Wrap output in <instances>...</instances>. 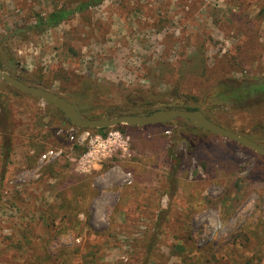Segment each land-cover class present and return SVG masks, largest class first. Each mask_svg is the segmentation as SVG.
<instances>
[{
  "label": "rangeland",
  "instance_id": "rangeland-1",
  "mask_svg": "<svg viewBox=\"0 0 264 264\" xmlns=\"http://www.w3.org/2000/svg\"><path fill=\"white\" fill-rule=\"evenodd\" d=\"M80 1L0 0V70L100 117L145 105L147 90L181 74L180 96L199 101L218 77L264 75V0H100L27 28L34 12ZM8 85L0 79V264H264V155L182 118L76 126ZM212 103L206 114L264 146V99ZM85 131L120 137L102 148ZM39 145L57 155L41 161Z\"/></svg>",
  "mask_w": 264,
  "mask_h": 264
},
{
  "label": "trees",
  "instance_id": "trees-1",
  "mask_svg": "<svg viewBox=\"0 0 264 264\" xmlns=\"http://www.w3.org/2000/svg\"><path fill=\"white\" fill-rule=\"evenodd\" d=\"M98 1L100 0L80 1L73 8L58 7V8H55L49 11L48 13L44 15L40 14L39 12H34L35 23H33L32 25H29L27 28L29 29L35 28L37 30H43L49 27H54L58 25L61 21L70 17L74 12L83 11L87 9V6L92 5L93 3H96ZM17 31H21V28L20 27L13 28L10 35L15 34V32L17 33ZM5 57H6L5 52L3 50H0V69H4L3 67L5 66L6 60H8ZM180 76L182 77V74ZM180 76H179V79L174 80L173 84L169 88H166L164 90H157V91H154L153 89L147 90V91H150L151 93L149 94L151 96V100L149 102H146L145 105L134 104L132 105V107H135L133 110L125 109V108L118 109V110H121L120 114H133V113H139V112L145 113V112H149L154 109H157V108H168V107H180L184 109L200 108L210 120H212L213 122L219 125L224 126L220 121L216 120L212 115L205 113V110H204L205 108H207L208 110H212L214 108L213 103H212L213 100L217 103L230 100L232 103L237 104L236 108L244 109L245 107H248L247 103L250 100L254 99L256 102H260L262 99H264V75L256 76V77H245V78H239V79L235 77H228V76L218 77L215 83L211 85V88L203 92V94L201 95L203 100L201 101H199L197 97H191L192 98L191 99L187 93H185L186 96H183V95L180 96V91H179ZM16 77L22 79L19 76H16ZM22 80L25 81L24 79ZM39 83L42 87L47 88V89L49 88V84H45V83L43 84L42 82H39ZM86 97L91 98L92 95L88 96V93H84V96L80 98L83 99ZM177 103H179L180 105H177ZM82 116L87 117V118L100 117L98 115H82ZM65 120L67 123L72 124L70 123L68 119H65ZM182 121H184V124L189 126L191 130L198 129L201 131H205L199 127L189 124L185 120H182ZM166 122L168 121H164V122H160L156 124H164ZM128 127H130V125L128 126L124 124H117L114 126V128H118L122 131H125L126 128ZM87 128L96 129L98 131H104L106 129L105 127H100V128L87 127ZM229 129L233 130L232 128H229ZM234 131L243 133L240 130H234ZM249 137L257 141L253 136H249ZM5 141L6 143H5L4 148L7 149L8 139ZM39 146L40 148L36 149L35 157L45 150L43 145H39ZM74 147L76 149H79L80 151L83 149V147H79L77 145H74Z\"/></svg>",
  "mask_w": 264,
  "mask_h": 264
},
{
  "label": "water",
  "instance_id": "water-1",
  "mask_svg": "<svg viewBox=\"0 0 264 264\" xmlns=\"http://www.w3.org/2000/svg\"><path fill=\"white\" fill-rule=\"evenodd\" d=\"M0 79L21 92L28 93L45 101L46 103L53 105L65 115L70 123L76 126L94 128L112 127L116 124L143 126L164 122L173 118H182L191 125L219 136L229 138L254 150L258 154L264 155L263 145H260L254 139L243 133L231 130L213 122L200 108L184 109L180 107H168L157 108L145 113L119 114L112 117L87 118L81 115L75 103L52 90L39 85L27 83L3 70H0Z\"/></svg>",
  "mask_w": 264,
  "mask_h": 264
},
{
  "label": "built area",
  "instance_id": "built-area-1",
  "mask_svg": "<svg viewBox=\"0 0 264 264\" xmlns=\"http://www.w3.org/2000/svg\"><path fill=\"white\" fill-rule=\"evenodd\" d=\"M73 132L70 133V138L73 137ZM89 136L90 137V134L88 131H85L83 134H82V138L83 137H87ZM120 137V133L117 132V131H114V132H110L107 137L105 138H102L100 135H94L93 137H90L91 138V141H96L98 143V145L102 146V148H106L105 146L108 144V143H111V142H115L118 138ZM57 155V151H54L52 149H48V150H45L41 155H40V160L43 161V160H46L47 158L51 157V156H55ZM91 155V151H88L86 154H84L82 156V158L79 160V161H85L86 160V157ZM84 161L83 163L81 164V170H85L86 167L85 164H84ZM130 174L127 173V182H130V178H129Z\"/></svg>",
  "mask_w": 264,
  "mask_h": 264
}]
</instances>
